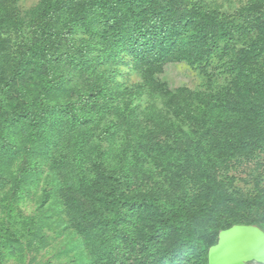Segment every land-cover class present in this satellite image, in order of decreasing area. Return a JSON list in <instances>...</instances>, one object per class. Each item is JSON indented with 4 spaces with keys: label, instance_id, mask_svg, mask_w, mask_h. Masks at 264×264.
<instances>
[{
    "label": "trees",
    "instance_id": "16d2710c",
    "mask_svg": "<svg viewBox=\"0 0 264 264\" xmlns=\"http://www.w3.org/2000/svg\"><path fill=\"white\" fill-rule=\"evenodd\" d=\"M41 5L26 22L27 36L16 56L5 53L0 42V95L13 76L32 65L41 86L35 95L41 97L35 109L23 105L25 111L0 115V134L22 123L29 128L27 141L35 144L43 117L66 109L45 99L79 85V99L71 106L90 109L89 99L99 91L100 78L92 77L96 66L122 61L139 77L122 94L160 96L177 120L191 127L193 140L182 139L177 149L196 172L185 179L171 175L180 182L178 191L131 187L129 170L98 169L99 198L93 203L101 211V250L95 262L208 264V249L221 230L235 224L264 230V218L243 220L250 206L264 205V194L237 196L218 172L225 160L246 161L264 149V2L227 13L206 0H42ZM170 62L196 68L205 79L202 88L169 89L156 74Z\"/></svg>",
    "mask_w": 264,
    "mask_h": 264
},
{
    "label": "rangeland",
    "instance_id": "374dc122",
    "mask_svg": "<svg viewBox=\"0 0 264 264\" xmlns=\"http://www.w3.org/2000/svg\"><path fill=\"white\" fill-rule=\"evenodd\" d=\"M206 1L227 13L256 0ZM0 4L1 46L14 57L27 36L26 22L39 12L42 0H0ZM80 39L81 34H76V43ZM122 62L96 66L92 77L99 76V91L89 99L90 109L71 106L79 99L75 91L79 85L45 99L66 109L43 117L46 123L39 127L35 144L27 141L29 128L22 123L0 134V264H97L101 211L93 200L99 198L94 192L97 171L105 165L129 170L133 176L129 186L153 187L162 194L180 188L171 175L185 179L196 172L194 162L177 149L182 139L193 140L191 127L177 120L160 96L145 91L122 94L123 88L139 80ZM33 68L28 65L3 89L0 115L25 111L23 105L35 109L34 101L41 97L35 94L41 86L38 71L30 72ZM156 77L172 90L200 89L205 81L186 62L167 63ZM218 172L225 187L237 191V196L264 194V149L246 161L225 160ZM193 184L188 181L186 186ZM243 218L253 223L262 220L264 205L250 206Z\"/></svg>",
    "mask_w": 264,
    "mask_h": 264
},
{
    "label": "water",
    "instance_id": "95a60500",
    "mask_svg": "<svg viewBox=\"0 0 264 264\" xmlns=\"http://www.w3.org/2000/svg\"><path fill=\"white\" fill-rule=\"evenodd\" d=\"M264 264V230L254 224H235L221 230L209 247L208 264Z\"/></svg>",
    "mask_w": 264,
    "mask_h": 264
},
{
    "label": "flooded vegetation",
    "instance_id": "af4514ba",
    "mask_svg": "<svg viewBox=\"0 0 264 264\" xmlns=\"http://www.w3.org/2000/svg\"><path fill=\"white\" fill-rule=\"evenodd\" d=\"M250 262H254V261H250ZM248 263V262H247ZM255 264H257L256 262H254Z\"/></svg>",
    "mask_w": 264,
    "mask_h": 264
}]
</instances>
